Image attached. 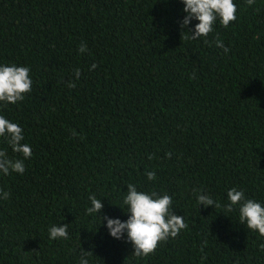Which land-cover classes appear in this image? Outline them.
I'll list each match as a JSON object with an SVG mask.
<instances>
[{
  "label": "trees",
  "instance_id": "1",
  "mask_svg": "<svg viewBox=\"0 0 264 264\" xmlns=\"http://www.w3.org/2000/svg\"><path fill=\"white\" fill-rule=\"evenodd\" d=\"M233 2L235 21L192 40L181 0H0V65L33 81L0 102L32 149L23 174H0V264H79L82 251L88 264H264V237L223 207L232 188L264 206V0ZM0 150L22 158L3 137ZM128 184L169 195L188 224L146 257L99 220L128 219ZM194 189L221 207L198 206ZM65 224L67 240L49 239Z\"/></svg>",
  "mask_w": 264,
  "mask_h": 264
},
{
  "label": "clouds",
  "instance_id": "2",
  "mask_svg": "<svg viewBox=\"0 0 264 264\" xmlns=\"http://www.w3.org/2000/svg\"><path fill=\"white\" fill-rule=\"evenodd\" d=\"M181 2L184 5L183 11L186 13L180 25L181 29H186L193 20L198 22L192 30V34L188 33L187 38L192 40L207 37L213 32V26L217 20L225 28L229 26L230 22L236 20L237 9L233 0H181ZM246 3L251 6L255 0H246ZM205 43H209V41L205 40ZM215 43L218 48L223 49L225 54L229 52L222 41L216 40ZM86 51V44L78 46V53L82 54ZM96 67V64L92 65L93 69ZM73 76L79 80L80 69H75ZM192 78H195V74ZM32 83L30 69L27 66L0 65V102L5 105L22 102L25 99V94L31 92ZM66 86L74 89L76 84L74 80L69 79L66 81ZM72 135L76 136L77 133L73 130ZM0 137L5 139L13 153L22 157L14 159L9 157L7 150H0V174L5 176L11 173L23 174L25 160L32 156L31 146L22 143L24 141L23 129L0 115ZM166 156L170 158L171 153H167ZM152 158L149 157V159ZM147 179L155 180V172H147ZM193 191L196 192L198 206L203 205L205 208L212 206L213 209L221 207V204L211 196L201 194L202 190L194 189ZM9 195L10 193L0 189V198L6 200ZM88 200L91 206L86 208V214L97 217V213L104 207L101 199L90 195ZM227 200L228 203L223 206L224 211L230 213L238 208L240 224L246 225L249 230L256 231L261 237H264V206L253 199L246 198L244 191L236 188L227 191ZM122 203L126 206L125 211L128 215L126 221L121 222L119 219L108 216L100 217L99 220L106 221L105 227L110 237L119 240L126 234L127 242H130L134 249L133 255L137 257H146L155 251L158 242L175 237L181 230L188 228L184 217L173 213L172 198L167 194L145 193L138 191L136 185L128 184ZM68 226L67 224L51 226L48 229L49 239L67 240L69 238ZM260 247L264 249V244ZM92 255L93 253L90 251H82L79 264H88L86 257Z\"/></svg>",
  "mask_w": 264,
  "mask_h": 264
}]
</instances>
